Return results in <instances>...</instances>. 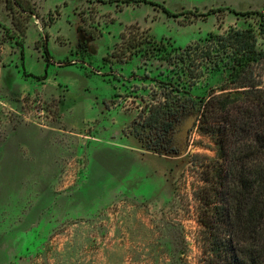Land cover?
Segmentation results:
<instances>
[{
  "label": "rangeland",
  "instance_id": "374dc122",
  "mask_svg": "<svg viewBox=\"0 0 264 264\" xmlns=\"http://www.w3.org/2000/svg\"><path fill=\"white\" fill-rule=\"evenodd\" d=\"M8 1L0 0V31L8 29L1 43L0 142L20 126L65 127L62 105L83 123L80 135H47L33 163L25 161L24 147L19 155L14 147L0 155V264H200L202 178L216 145L190 114L175 136L183 154L143 148L128 133L138 114L128 107L137 103L111 102L114 73L127 77L136 63L111 65L103 57L129 25L181 45L220 24L251 25L264 47L261 17L234 12L264 11V0H149L177 16L142 1L30 0L34 14L27 18ZM219 7L226 10L206 18L185 13ZM51 11L56 22L48 31ZM17 42L24 43V59ZM46 71L49 81L35 77Z\"/></svg>",
  "mask_w": 264,
  "mask_h": 264
},
{
  "label": "trees",
  "instance_id": "16d2710c",
  "mask_svg": "<svg viewBox=\"0 0 264 264\" xmlns=\"http://www.w3.org/2000/svg\"><path fill=\"white\" fill-rule=\"evenodd\" d=\"M117 1L148 2L169 15H180L149 0ZM14 5L26 13L25 18L34 14L30 0L8 1L11 11ZM223 10L226 8L199 12L196 8L185 13L206 18ZM234 12L259 15L264 23L262 10ZM55 18L49 12L48 24ZM13 19L16 22V15ZM3 28L0 71L1 43L8 31ZM18 44L24 59V43ZM44 48L48 63L51 55L46 44ZM103 61L136 63L127 77L117 78L114 73L111 102L114 107L137 103L128 107L138 110L130 125L133 130L124 131L136 136L143 148L160 155L183 154L185 149L175 136L190 114H196L199 133L216 145L217 154L202 178L201 229L196 239L200 264H264V47L256 29L220 24L217 31L181 45L172 37H158L148 29L129 25ZM35 77L43 79L47 71ZM214 77L217 83L211 84Z\"/></svg>",
  "mask_w": 264,
  "mask_h": 264
},
{
  "label": "crops",
  "instance_id": "0c3cea01",
  "mask_svg": "<svg viewBox=\"0 0 264 264\" xmlns=\"http://www.w3.org/2000/svg\"><path fill=\"white\" fill-rule=\"evenodd\" d=\"M29 23H31L30 26L34 24L36 25V21H32V22L29 21ZM12 24H13V21H12ZM52 26H54V23L52 25H48L47 30L49 31ZM29 30H30V27L27 30V36H28ZM49 34H50L49 46H50V42L52 40L51 39L52 34L50 32ZM2 37H3V32L0 31V41ZM35 42L36 40H34V44ZM25 48H26V40H25ZM14 57H17L16 53L13 55V58ZM15 60L16 59H14L13 61ZM45 80L49 81L50 76L47 75V78ZM54 80L57 81V79L55 78ZM0 83H1V73H0ZM66 109L67 107L62 105V110H64L63 121H64L65 127L54 125L48 129H44V128H40L32 124L20 126L15 130L14 134L10 136V138L5 143L0 142V155H6L10 147H14L17 155H19V153L22 152L23 147H24L25 153H26L25 161L29 163L30 162L33 163L34 161H37V158L39 157V153H42V154L44 153L45 147L47 145V141H46L47 135H49V138H51L55 134L57 135L58 134L60 135H64V134L80 135L79 130H80L81 123L83 122L81 120H77V124H76V120H74V118H72L71 115H69V113L66 114L65 112Z\"/></svg>",
  "mask_w": 264,
  "mask_h": 264
},
{
  "label": "built area",
  "instance_id": "2783aa9c",
  "mask_svg": "<svg viewBox=\"0 0 264 264\" xmlns=\"http://www.w3.org/2000/svg\"><path fill=\"white\" fill-rule=\"evenodd\" d=\"M34 105H36V108H37V109L39 108V113H40L41 115L45 114V109H44L43 104L41 103L40 100H37V101L34 103ZM42 117H43V116H42ZM49 117H50V114L47 115V118H49Z\"/></svg>",
  "mask_w": 264,
  "mask_h": 264
}]
</instances>
